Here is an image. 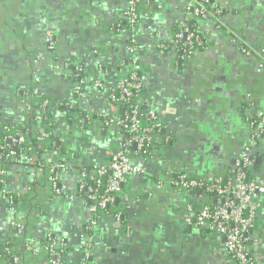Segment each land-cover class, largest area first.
I'll list each match as a JSON object with an SVG mask.
<instances>
[{
  "label": "crops",
  "instance_id": "0c3cea01",
  "mask_svg": "<svg viewBox=\"0 0 264 264\" xmlns=\"http://www.w3.org/2000/svg\"><path fill=\"white\" fill-rule=\"evenodd\" d=\"M213 1L225 12L223 27L192 18L183 0H139V45L168 43L176 28L191 21L205 44L185 62L154 47L137 55L136 68L145 84L141 100L159 115L170 141L156 161L134 160L146 174L134 176L125 187L119 202L125 222L111 214L95 216L76 194L79 170L110 161L120 127H104L96 119L80 128L60 110L55 134L70 165L59 173L63 191L49 188L38 170L32 175L24 157L10 165L0 185V253L9 243L22 256L24 237L13 224L23 221L36 240L48 235L64 239L70 246L69 264H236L220 236L188 224L186 208L195 195L157 186L178 175L206 181L227 177L251 143L246 119L264 116L260 58L244 55L233 43V36L241 35L253 49L264 51V0ZM125 6L124 0H0V125L35 134L42 130L31 123L18 96L32 84L31 64L37 55L39 89L53 104L72 103L84 114L113 113L108 95L131 70L130 35L116 28ZM50 41L55 51L48 49ZM73 53L75 65L83 68L79 80L62 68ZM259 149L251 175L264 182V135ZM42 158L43 166L53 160L48 152ZM18 194L24 199L12 207L5 195ZM260 201L263 215L249 238L255 261L264 264V195ZM94 219L90 239L96 245L86 260L84 233ZM26 262L47 264V257L40 252Z\"/></svg>",
  "mask_w": 264,
  "mask_h": 264
},
{
  "label": "built area",
  "instance_id": "2783aa9c",
  "mask_svg": "<svg viewBox=\"0 0 264 264\" xmlns=\"http://www.w3.org/2000/svg\"><path fill=\"white\" fill-rule=\"evenodd\" d=\"M125 11L123 20L116 28L130 35L129 60L130 72L111 90L109 101L114 106L113 113L84 114L71 113L73 123L84 127L92 120H98L104 127L118 126L124 131L118 137L115 150L110 154V161L105 164L85 167L78 172L76 194L81 197L86 206L98 215H112L117 222L124 223L125 219L119 202L125 197V187L134 176H143L146 169L135 164V159L145 162L156 161L165 145L170 141L165 125L159 115L141 100L144 90V80L138 72L137 55L152 47L162 53L171 52L182 62L192 60L205 44L202 31L189 32L183 25L181 32L174 34L168 43H157L141 46L135 37L139 22V0H124ZM187 13L194 19L212 21L217 27H223L222 11L212 0H183ZM182 46H180V43ZM233 43L246 55H258L261 67L264 68V51L253 49L241 35L233 36ZM48 49L55 51V43L49 42ZM58 59V58H57ZM41 58L33 56L32 84L27 90L18 94L22 105L31 113L32 124H39L41 131L34 133L32 129H16L8 125H0V185L7 174V168L18 164L24 157L28 166L44 174L45 184L55 193L63 191L58 179L59 173L70 166L64 160L68 152L55 134L57 129L56 114L62 107L73 111L74 105L68 102L53 104L50 98L39 89L38 77ZM75 54H70L63 64L65 73L79 80L83 73L82 66L75 65ZM98 88L102 87L97 83ZM122 107L124 110H121ZM251 143L245 147L241 156L234 162L227 179L216 178L210 181L190 179L185 175L174 176L168 181H159L157 186L163 188L170 185L173 189L195 195L187 205L188 224L197 229H206L222 238L224 251L236 264H257L250 249V232L258 217L263 215L260 198L264 195V182L254 179L251 175L256 165L257 155L253 153L260 146L264 135V116L248 117ZM52 137H57L53 143ZM57 146V148L55 147ZM65 154L62 153V149ZM133 148V150H132ZM49 153L53 160L43 166L42 153ZM67 152V153H66ZM9 205L24 199V195H5ZM94 219L86 229L83 253L86 260L92 257L96 244L91 242L90 233L96 227ZM19 237H24L22 256L7 243L0 253V264H26L30 257L43 252L47 264H69L67 255L70 246L61 237L48 235L44 240H36L26 232L25 222L13 224Z\"/></svg>",
  "mask_w": 264,
  "mask_h": 264
},
{
  "label": "trees",
  "instance_id": "16d2710c",
  "mask_svg": "<svg viewBox=\"0 0 264 264\" xmlns=\"http://www.w3.org/2000/svg\"><path fill=\"white\" fill-rule=\"evenodd\" d=\"M212 1H213V0H212ZM217 6H218V5H217ZM218 7H219V6H218ZM219 8H220V7H219ZM220 10L222 11V16H224V14H225L224 10L221 9V8H220ZM185 25H186V29H187L189 32H195V33L198 32V28L195 26L194 21H191V22H189V23H187V24H185ZM182 30H183V29H181V28H176L174 34H177V33L181 32ZM204 41H205V40H204ZM182 43H183V42L180 43V46H182ZM203 49H204V46H203V47H200V48H199V52L202 51ZM61 110L64 111V112H67L68 115H71V113H73V112H78L79 114H81V115L84 116V112L81 111L80 109H78L77 106H75V105H74V109H73L72 112L69 111V110L67 109V107H62ZM121 110H124V108L122 107ZM69 117H70V116H69ZM122 132H123V134L125 135V138H127V135L125 134V132H124V131H122ZM56 140H57V137H52V138H51V141H52L53 143H54ZM55 147L57 148V146H55ZM61 149H62V148H61ZM132 150H133V148H132ZM62 153L65 154V150H64V149H62ZM224 179H227V177H225Z\"/></svg>",
  "mask_w": 264,
  "mask_h": 264
},
{
  "label": "water",
  "instance_id": "95a60500",
  "mask_svg": "<svg viewBox=\"0 0 264 264\" xmlns=\"http://www.w3.org/2000/svg\"><path fill=\"white\" fill-rule=\"evenodd\" d=\"M140 2H141V3H144V2H146V0H140ZM259 152H260V149L257 148V149H255L253 155L256 156V155H258Z\"/></svg>",
  "mask_w": 264,
  "mask_h": 264
},
{
  "label": "bare ground",
  "instance_id": "6f19581e",
  "mask_svg": "<svg viewBox=\"0 0 264 264\" xmlns=\"http://www.w3.org/2000/svg\"><path fill=\"white\" fill-rule=\"evenodd\" d=\"M117 30V29H116ZM154 38V37H153ZM9 241V240H8ZM22 247V246H21Z\"/></svg>",
  "mask_w": 264,
  "mask_h": 264
}]
</instances>
